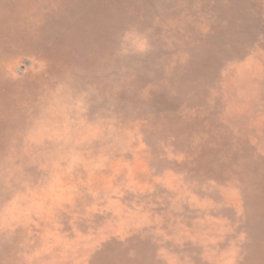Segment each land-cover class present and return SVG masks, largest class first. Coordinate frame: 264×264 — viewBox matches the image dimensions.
Instances as JSON below:
<instances>
[{
	"label": "rangeland",
	"instance_id": "rangeland-1",
	"mask_svg": "<svg viewBox=\"0 0 264 264\" xmlns=\"http://www.w3.org/2000/svg\"><path fill=\"white\" fill-rule=\"evenodd\" d=\"M0 264H264V0H0Z\"/></svg>",
	"mask_w": 264,
	"mask_h": 264
}]
</instances>
